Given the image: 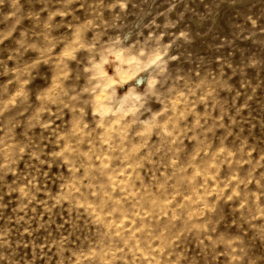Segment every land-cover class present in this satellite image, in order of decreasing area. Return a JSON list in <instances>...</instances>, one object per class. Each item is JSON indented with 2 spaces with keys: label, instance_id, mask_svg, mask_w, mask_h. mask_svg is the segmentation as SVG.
Segmentation results:
<instances>
[{
  "label": "rangeland",
  "instance_id": "1",
  "mask_svg": "<svg viewBox=\"0 0 264 264\" xmlns=\"http://www.w3.org/2000/svg\"><path fill=\"white\" fill-rule=\"evenodd\" d=\"M0 264H264V0H0Z\"/></svg>",
  "mask_w": 264,
  "mask_h": 264
}]
</instances>
